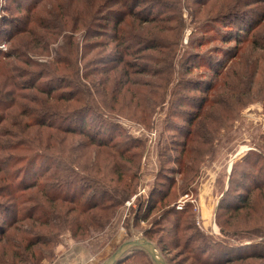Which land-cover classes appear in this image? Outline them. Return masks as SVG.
Returning a JSON list of instances; mask_svg holds the SVG:
<instances>
[{"label": "trees", "instance_id": "16d2710c", "mask_svg": "<svg viewBox=\"0 0 264 264\" xmlns=\"http://www.w3.org/2000/svg\"><path fill=\"white\" fill-rule=\"evenodd\" d=\"M12 1L18 3L15 11L19 8L24 11L22 16L16 17L18 22L12 27L14 31L9 33V39L13 40L11 49L0 51V264H44L43 260L52 256L64 231L69 230L71 236L80 241L104 232L117 218L124 201L135 193L141 169L142 143L132 140L122 130L111 129L114 125L109 123L92 127L87 118L96 113L110 117L114 112L125 88L122 78L116 79L122 76L124 69L129 72L133 65L131 57H137L139 52L160 51L165 45V33L173 20L169 12L178 14L177 38L180 42L186 21L181 0H175V9L168 7V11H153L155 5L141 7L139 0H118L115 4H121L122 9L112 11L103 21L97 19V12L106 0H79L73 12H68L64 6L52 10L53 6L47 5L51 0H34L25 8L18 0ZM150 1L144 0L143 6ZM189 2L200 6V14L205 11V21L214 24L213 30L217 33L197 39L191 37L188 44L192 50L201 49L208 38L219 39L222 43L235 42L237 47L264 23L262 19L253 23L250 17L239 14L243 9H249V4H258L262 9L264 0ZM41 3L45 5L40 6L38 12L41 14L37 15L35 9ZM200 28L198 30L202 31ZM80 29L84 32L81 43L76 34ZM60 38L65 44L59 47L58 56L50 64L27 57V53L38 56L40 51H48L50 45ZM112 44L117 46L113 52L108 50L101 59L94 58L88 63L89 66L86 63L84 68L80 66L78 56L85 58L98 47L107 50ZM221 49L216 47L206 61L209 68L214 69L215 77L222 79L224 73L218 67L223 61L221 53H227V59L237 58L240 48L234 53ZM198 52L197 65L201 59V51ZM240 57L243 58V54ZM155 59L167 64L163 72H158L161 74L158 77L162 82H169L173 78L172 64L162 61L161 57ZM96 60L103 65L94 63ZM19 63L22 67H18ZM23 65L27 71L22 80L14 72ZM120 67L122 71L116 73L115 82L109 79L102 82L98 77L102 72L110 74ZM45 73L63 76L59 81L48 77L43 79ZM256 82L254 79L253 87ZM217 83V79L209 83V88L212 85L211 89L216 93L227 90V94L233 96L238 90L235 83L220 87ZM109 93L115 99L112 104L104 100ZM212 105L213 101H210L209 108ZM217 109L214 107L215 111ZM194 122L200 125L202 120L194 117L188 121L190 127ZM191 134L193 136L194 132L189 129L187 137ZM84 174L88 177L85 178ZM253 188L241 203L226 205V214L239 215L242 209L251 208ZM170 190L148 205L150 211H159L164 216L178 214L171 224L174 238L160 247L166 252L172 245H179L183 232L192 228L188 223L189 206H182L177 212L169 207L175 196ZM145 235L151 241L152 236ZM186 246L188 252H193L192 247ZM252 246L227 245L221 250V259L213 263L205 258L203 264H247L251 259L264 260V251L247 249ZM195 253L202 263L204 258L198 255V251ZM135 255L146 256L155 264L142 249L130 250L117 264L129 260L132 262L128 263H136ZM164 259L171 264V259Z\"/></svg>", "mask_w": 264, "mask_h": 264}, {"label": "rangeland", "instance_id": "374dc122", "mask_svg": "<svg viewBox=\"0 0 264 264\" xmlns=\"http://www.w3.org/2000/svg\"><path fill=\"white\" fill-rule=\"evenodd\" d=\"M33 1L18 0L24 8ZM116 1L106 0L98 8L97 19L103 21L112 11H120L122 6L115 4ZM174 1L152 0L145 6L144 0H139V3L144 8L155 5L153 11H168L169 8L175 9ZM16 2L0 0L1 52L11 49L13 40L9 39V33L14 31L12 27L18 22L16 17L22 16L24 11L23 8L15 11ZM78 2L51 0L47 5L51 4L52 10L64 6L68 12H73ZM181 2L182 15L186 21L182 41L177 38L178 14L169 12L173 20L170 22L171 28L165 33L166 46L160 51L139 52L137 57H131L133 65L128 69L129 72L124 69L122 76L116 79L122 78L125 88L121 93L122 99L115 104L114 112L110 117L96 113L87 118L92 127L109 123L114 125L111 129L122 130L132 140L142 143L141 169L138 171L139 183L135 193L124 201L117 218L104 232L80 241L73 238L69 230L64 231L54 246L52 256L43 260L44 264H103L123 242L139 237L148 239L146 233L152 236L151 241L148 240L160 254L171 259V264H203L205 258L215 263L221 259L220 253L224 247L239 243L253 245V248H247L249 250L264 251V23L237 47L235 42L222 43L219 39L208 38L201 49L192 50L188 44L191 37L197 39L205 34L210 36L217 33L213 30L214 24L205 21V11L201 14L198 12L199 5L190 4L189 0ZM42 5L45 4L41 3L35 9L37 15L41 14L38 10ZM248 7L239 12L241 17H250L253 23L260 19L264 22V4L262 9L258 4H249ZM200 27L202 31L198 30ZM83 33L82 30L76 33L80 43ZM64 44V39L60 38L50 45L48 51H40L38 56L27 53V57L48 65L58 56V49ZM218 46L229 53L240 48L237 58L227 59V53H221L223 61L221 64V60L218 62V67L224 73L222 79L215 77L214 69L209 68L206 61L208 54ZM116 47L115 44L107 50L98 47L85 58L78 56L80 66L84 68L85 63L89 66L88 63L94 58L101 59L108 50L113 52ZM198 51H201L199 65L195 63ZM79 53L81 56V49ZM154 57H161L162 61L172 64L173 78L169 82H162L158 77L161 75L158 72H163L167 64ZM98 61L94 63L103 65ZM18 67H22L20 63ZM25 68L23 65V68L14 72L22 80L27 71ZM119 71H122V67L110 74L102 72L98 77L102 82H108V79L115 82ZM41 72L38 68V73ZM162 75L167 76L166 73ZM62 76L45 73L43 79L48 77L59 81ZM215 79L219 87L225 83H235L238 88L236 94H227V90L214 92L212 85L209 88V83ZM254 79L257 82L253 87ZM221 80H224L223 83ZM104 100L108 104L115 101L111 93ZM210 101H213V105L209 108ZM141 103L144 107H140ZM198 105L204 107L199 108ZM214 107H218L217 111ZM194 117L202 122L200 125L194 122L190 127L188 121ZM189 129L194 135L191 134L188 139ZM257 186L259 188L256 189ZM170 188L175 196L169 207L177 212L182 206H189L188 223L192 228L183 232L179 245H172L166 252L160 247L174 238L171 224L178 214L164 216L159 211H150L148 205L155 199L158 201L161 194ZM250 188L254 189L251 208L242 209L239 215L233 212L226 214L225 206L241 203ZM184 245L192 247L193 252H188ZM197 251L204 258L202 263L195 257ZM136 259V263H128L132 262L129 260L125 264H152L143 255ZM247 264H264V260L251 259Z\"/></svg>", "mask_w": 264, "mask_h": 264}, {"label": "water", "instance_id": "95a60500", "mask_svg": "<svg viewBox=\"0 0 264 264\" xmlns=\"http://www.w3.org/2000/svg\"><path fill=\"white\" fill-rule=\"evenodd\" d=\"M133 249H142L146 251L155 264H167L156 246L144 237L123 242L103 264H117L121 258Z\"/></svg>", "mask_w": 264, "mask_h": 264}, {"label": "built area", "instance_id": "2783aa9c", "mask_svg": "<svg viewBox=\"0 0 264 264\" xmlns=\"http://www.w3.org/2000/svg\"><path fill=\"white\" fill-rule=\"evenodd\" d=\"M137 196H135V198H136ZM179 207H181V206H179Z\"/></svg>", "mask_w": 264, "mask_h": 264}]
</instances>
